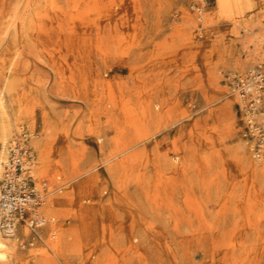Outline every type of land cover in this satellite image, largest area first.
<instances>
[{
	"label": "rangeland",
	"instance_id": "1",
	"mask_svg": "<svg viewBox=\"0 0 264 264\" xmlns=\"http://www.w3.org/2000/svg\"><path fill=\"white\" fill-rule=\"evenodd\" d=\"M91 1L96 3L92 9L94 32L90 42L92 70L105 79H115L117 75L120 78L128 76V70L121 69L113 61L112 66L107 68L108 62L101 59L110 58L111 61L119 57L126 48L133 45L138 34L141 35L142 42L145 40L144 43H146L141 51V59L144 61L158 57L162 53L164 38L167 35H169V40L165 44L170 51L166 56L183 59L188 54V51L184 49V44L187 39L186 35L190 31L195 32L203 48L213 45L212 39L219 37L225 49L232 48L240 59L250 61L244 62L240 69L226 66L222 62L217 63L216 86L224 89L230 97L238 96L241 102L236 100L229 110L221 105L217 131L199 135V130H197L188 140L191 153L199 156L201 160L199 163L198 159L190 160L188 171L190 181L187 185H191L195 196L201 200L202 205H206L204 206L206 210L213 211L214 202L222 207L226 203L225 196L230 194L228 187L232 185L231 183L240 187V179L238 181L237 179L244 175L242 164L233 147L240 143L246 155L255 161L260 157L264 145V0H230V7L226 14L217 0H147L142 3L143 24L140 25L141 22L138 21L139 27L135 23L126 24L125 21L123 23L125 14L123 8L125 7L122 4L125 6L128 4L131 7V0H119L117 3L113 0ZM185 16L196 20L199 26L194 27L192 24H187L184 21ZM234 19L239 23L234 22ZM203 20L207 22L205 28H202ZM244 22L247 24L245 25ZM119 39H121L120 42ZM203 56L202 59L212 61L207 51ZM163 59L165 58L159 57V60L163 61ZM84 63L77 62L73 69L76 77L75 86L79 90L91 88V76L84 71L86 67ZM197 64H201L200 61H197ZM200 67V70L182 72L180 64L165 65L162 62L155 64L153 70H147L149 75L145 78V85L141 86V83H136L137 91L142 92L146 91V86L160 85L166 99L165 106L168 108L157 121L163 130L156 136V141L149 145V148L158 143L159 150L165 151L173 140L179 137L187 139L185 134L193 123L201 125V120L209 114L211 105L205 104L199 85L193 81V77L203 71ZM254 68L263 73L261 88L242 96L239 92V80L249 75ZM25 76L28 87L26 103L35 118L33 123L22 121L20 125H17L12 131V139L20 136L22 132H26L28 136L33 161L31 186L35 192L39 191L43 194L42 200L33 205V211L36 210L41 218L51 217L52 220L41 225L33 221L34 227H30L32 233L23 236L19 231L22 226L27 225L26 220L35 219L32 216L33 212L28 211L27 208L24 209V219L19 225L17 223L16 230L19 237L16 242L23 253V264H39L41 260H44L43 264H207L212 254L215 257L213 264H236L230 257L222 261V253L211 248L210 236H200V234L191 232L192 228L198 226V222L193 212L188 211V207L183 203V193L180 189H176L174 197L175 206L180 210L175 216L178 218L184 216L188 222L183 221L179 224L178 232H176L171 230L172 220L169 210L163 206L156 208L152 205L142 191L136 188L131 178L133 175H130V180L127 181L132 205L128 209L129 215L126 216V222L133 219L137 227L136 232L131 233L127 240L116 245L108 239L101 240L97 249L87 247V240L83 238L80 239L83 243H78L79 237H85L84 229L88 225L84 222L89 219L88 213H84L82 209L89 208L90 204L97 199L90 197L89 201L84 202L80 200L82 192L76 189L73 191L69 187L88 178L90 172L73 176L71 180H67L66 184L61 185L59 184L60 178L55 179L54 176L59 170H54L52 165L44 160L41 151L46 147H57L59 155L63 158L64 172L67 173L70 169L68 165L70 154L66 147L63 148V145L68 146L69 144L73 158L78 159L79 166L80 163L85 165V162L90 160L98 165L96 169H101L104 166L102 160L105 155L99 150V141L95 138L94 132L96 130L104 132L105 152L114 148L115 142L111 138L113 139L115 133L106 125L105 111L99 110L97 116L90 119V101L80 100L74 96L71 88L65 85L58 89L57 94L50 93L56 79L53 70L42 58L31 59ZM131 81L132 79L128 80L129 83ZM42 92H48L46 99L50 101L48 103L49 112L40 105L38 98ZM220 101H223V97ZM44 113H51L50 121L44 122ZM184 114H188V117H184ZM60 133H65V143L60 141ZM40 158L43 164L39 167ZM205 159L211 160L207 168H204ZM3 171L4 166L0 171V187L4 178ZM226 177L234 178L233 182ZM101 181L103 178L96 187H100ZM145 183L144 181V185ZM260 185L264 188L263 180ZM149 188H152L151 183ZM238 192L239 190H235L236 194ZM48 195L57 197L58 202L46 210L44 202ZM263 198L264 190H262V199L256 203L252 202L253 204L249 205V199L242 200L246 204L244 208L251 210L248 216L236 213L234 217L232 216L233 218L213 222L218 226L222 224L231 226L240 223L243 217L254 219L256 216H263ZM80 202H82L81 205H78ZM206 218L214 219L213 214L207 215ZM147 221H153L161 226L164 230V237H159L157 233L150 230L142 233L141 228ZM93 225L92 221L89 226L92 227L91 234L95 232ZM51 226L57 230H64L65 233L60 240V249L57 252L45 243V238L51 232ZM37 232L41 233L44 238L39 239ZM260 232L264 233V227L260 228ZM128 243H132L137 250H141L139 259L124 251ZM235 254H238V251ZM261 257L264 263V251Z\"/></svg>",
	"mask_w": 264,
	"mask_h": 264
},
{
	"label": "bare ground",
	"instance_id": "2",
	"mask_svg": "<svg viewBox=\"0 0 264 264\" xmlns=\"http://www.w3.org/2000/svg\"><path fill=\"white\" fill-rule=\"evenodd\" d=\"M113 1L117 3L119 0ZM145 1L147 0H131V7L128 4L126 6L122 4L125 7L123 8L125 12L123 23L124 21L126 24L135 23L139 27L138 21H140V25H142L141 7ZM217 1L226 14L230 7V0ZM95 4L91 0H0V171L4 166L2 163L7 161L13 129L22 121L34 122L35 117L26 103L28 87L25 73L30 67L31 59L42 58L53 70L56 79L50 93L57 94L58 89L65 85L71 88L74 96L80 100L90 101V119L93 116L96 117L99 110L105 111L106 125L115 133L113 139L111 138L115 142L114 148L105 152L104 132L98 130L94 132L95 138L99 141V150L105 155L102 160L104 166L101 169H96L98 165L90 160H87L85 165L80 163L79 166L78 159L73 158L69 144H67L68 146L63 145V148L66 147L70 154L68 163L70 169L67 173L64 172L63 158L59 155L57 147H46L41 151L44 160H47L54 170H59L54 176L55 179L60 178L59 184L61 185L66 184L67 180H71L73 176L90 172L88 178L69 187L73 191L76 189L82 192L80 200L84 202L89 201L90 197L97 199L90 204L89 208L82 209L89 215V219L84 222L85 225L89 227L93 221L95 232L91 234L92 227H86L84 229L86 238L79 237L78 243H83L80 240L83 238L87 240V247L91 246L93 249H97L101 240L108 239L116 245L127 240L131 233L136 232L137 227L134 220L126 222V216L129 215L128 209L132 205L127 181L130 180V175H133L131 178L136 188L142 191L143 195L152 202V205L156 208L163 206L169 210L172 231L178 232L179 224L183 221L188 222L184 216L180 218L175 216L180 210L175 206L174 197L176 189H180L183 193V203L188 207V211L193 212L198 222V226L192 228L191 232L200 234V236H210L211 248L222 253V261L230 257L236 264H264L261 257L264 251V233L260 232V228L264 227V215L256 216L254 219L243 217L240 223L231 226L223 224L218 226L213 222L233 218L236 213L248 216L251 210L244 208L246 205L244 201L249 199V205H251L262 199L264 188L260 182L264 181V145L260 157L255 161L246 155L240 143L233 147L242 164L244 175L237 179V181L240 179V187L233 183L230 184L231 186L228 187L230 194L225 196L226 203L222 207L214 202V210H206L204 208L206 205L201 204V200L195 196L191 185H187V182L190 181L188 177L190 160L198 159V163L201 160L199 156L191 153V146L188 144L189 138L197 130H199V135L217 131L221 105L229 110L231 104L236 100L241 102L238 96L230 97L224 89L216 86L217 63L222 62L226 66L240 69L244 62L250 61L240 59L232 48L225 49L219 37L212 39L213 45L203 48L194 31H190L186 35L184 49L188 51V54L183 59L166 56L170 51V48L168 49L165 44L169 40V35H167L164 38L162 53L158 57L144 61L141 59V51L146 43H144L145 40L142 42L141 35L138 34L133 45L126 48L119 57L111 59V61L110 58L101 59L108 62L107 68H110L115 62L121 69L128 70V76L120 78L117 75L115 79H105L92 70L90 42L94 32L92 9ZM184 21L194 27L199 26L198 22L189 16H185ZM233 21L239 23L238 20L234 19ZM205 26H207V22L203 20L202 28ZM114 38L113 36L112 39L114 40ZM120 41L121 39H119ZM206 51L211 56L212 63L202 59ZM159 57L165 59L161 61ZM197 61H200L201 64H197ZM77 62H85L84 71L91 76L89 90H79L75 86L76 77L73 69ZM162 62L165 65L180 64L182 72L200 70L199 66H201L203 71L196 74L193 81L199 85L205 104L211 105L209 114L201 120L202 124L194 122L185 134L188 138L179 137L173 140L165 151L159 150L158 143L149 148V145L156 141V136L163 130L157 121L168 109L165 106L166 99L160 85L146 86L145 92L137 91L136 87L138 82L141 83V86L145 85V78L149 75L147 70H153L155 64ZM129 79H132L131 83L128 82ZM43 93L39 95L38 99H40L41 107L49 112L48 103L50 101L46 99L48 92H45L44 95ZM222 97L223 101H220ZM184 117H188V114H184ZM50 118H52L51 113L45 114L44 122L50 121ZM64 134H59L62 143L66 141ZM42 161L41 159L39 167L42 166ZM210 164L211 160L205 159L204 168L209 167ZM148 177L149 180H147ZM102 178L100 187H96ZM226 178L232 182L234 180L231 177ZM144 181L146 185H144ZM150 183L152 188H149ZM235 190H239L238 194L235 193ZM42 198L43 194L36 191L35 197L29 199L30 202L26 207L28 211L35 214L32 215L35 219L26 220L27 225L22 226L19 231L21 235L27 236L32 233L30 227H34L33 221H36L37 225H41L52 220L51 217L41 218L36 210L33 211V205L37 201L40 202ZM57 202V197L48 195L44 202V208L47 210L55 206ZM210 214H213V220L206 218ZM23 219L22 216L18 225ZM17 227L16 225V228L11 230L12 232L0 231V264H23V253L19 250L16 242L19 238L16 233ZM148 230L157 233L159 237H164L162 227L153 221L143 224L141 232L146 233ZM64 234V230H57L51 226V232L45 238V243L50 249L57 252ZM37 236L39 239L44 238L39 232H37ZM124 251L139 259L141 250H137L132 243H128ZM236 251L238 254H235ZM214 258L212 254L207 264H213ZM43 263L44 260L39 262V264Z\"/></svg>",
	"mask_w": 264,
	"mask_h": 264
},
{
	"label": "built area",
	"instance_id": "3",
	"mask_svg": "<svg viewBox=\"0 0 264 264\" xmlns=\"http://www.w3.org/2000/svg\"><path fill=\"white\" fill-rule=\"evenodd\" d=\"M255 80V81H254ZM261 70L254 68L249 75L239 80L242 96L261 88ZM26 132L10 142L7 161L4 164L3 183L0 187V230L4 233L14 230L30 198H34L32 183V151ZM12 232V231H11Z\"/></svg>",
	"mask_w": 264,
	"mask_h": 264
}]
</instances>
